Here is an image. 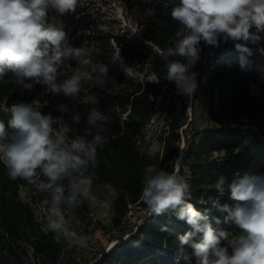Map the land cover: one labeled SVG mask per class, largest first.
Listing matches in <instances>:
<instances>
[{
	"label": "trees",
	"instance_id": "1",
	"mask_svg": "<svg viewBox=\"0 0 264 264\" xmlns=\"http://www.w3.org/2000/svg\"><path fill=\"white\" fill-rule=\"evenodd\" d=\"M115 3L121 5L125 17L137 28L136 35L112 16L111 7ZM177 3L178 0H81L74 14L58 17L48 11L50 22L54 17L63 20L71 46L91 49V65L97 66L94 76L102 75L99 67L107 65L104 85L85 83L87 91L80 96L81 101L92 96L99 102L84 104L62 94L53 96L45 93L47 85L26 80L25 83H33L30 91L13 84L12 74L8 73L0 81V120L7 124L11 118L8 108L13 103L39 99L42 114L51 112L54 117L62 115L57 106L66 104L70 111L63 114L65 122L72 124V116L78 113L81 121L73 124V128L83 129L87 127L90 108H98L110 117L111 123L107 142L98 149L99 167L92 170L98 179L93 186L108 183L117 189L112 202L113 226L120 225L132 206L147 207L142 201L146 166L156 165L171 172L175 158L182 153L180 175L185 174L191 186L190 202L217 231H228L231 239L239 235V230L231 220H226L230 212L215 207L213 201L234 209L229 186L246 175L264 174V33H259L262 39L258 43L246 42L252 55L243 54V67L242 54L234 47L236 42L225 44L221 40L220 48L205 58L199 52L200 59L189 67L188 74L195 72L196 82L209 94L210 123L187 128L183 114L188 97L178 92L175 81L167 79L170 62L187 64L184 57L167 55V49L174 48L179 39L176 31L183 28L171 18V9ZM251 31L255 32V28ZM200 45L201 42L199 48ZM153 60L161 62L163 79L138 78L137 68ZM71 63L75 67L77 62ZM63 79L59 77L57 82ZM45 101L47 106H43ZM159 104L164 119L162 149L151 152L143 146L146 126ZM22 186L29 188L30 199L20 195ZM44 198L45 194L26 181L9 179L4 163L0 162V264H24L31 260L35 264H62L60 235L47 231L45 217L40 220L32 205H40ZM179 210V207L169 209L159 217L150 212L133 232L118 238L108 250H102L92 264H195L190 245H185L184 254L178 255L179 237L192 230L178 218ZM65 211L70 229L77 221L83 226L88 223L87 201ZM199 239L200 234L193 237L195 242Z\"/></svg>",
	"mask_w": 264,
	"mask_h": 264
},
{
	"label": "clouds",
	"instance_id": "2",
	"mask_svg": "<svg viewBox=\"0 0 264 264\" xmlns=\"http://www.w3.org/2000/svg\"><path fill=\"white\" fill-rule=\"evenodd\" d=\"M78 6L81 0H0V81L11 73L13 84L30 91L33 83L26 80L47 85L45 93L53 96L62 94L84 104H97L92 96L81 101V92L87 91L85 83L104 85L107 65L99 67L102 75L94 76L97 66L91 65V49L71 46L63 20L54 17L50 22L48 16L49 8L64 17L74 14ZM171 18L183 28L176 31L179 39L174 48L167 49V55L184 57L187 64L170 62L167 79L175 81L178 92L191 99L198 85L196 73L188 72L200 59V42L216 47L221 40L225 44L236 42L243 67V54L252 55L246 42L256 44L262 39L259 33H264V0H178ZM72 60L77 62L75 67ZM59 77L64 79L57 82ZM41 107L39 99H34L8 108L11 118L7 124L0 120V162L9 179L26 181L45 194L39 207L44 210L47 231L75 239L77 233L68 227L65 210L83 206L85 201L90 207L99 202L93 193L98 177L92 170L99 167L98 149L107 142L111 120L92 107L87 127L76 129L73 124L78 125L81 116L75 113L72 124L66 123L63 114L70 111L66 104L57 106L62 115L55 117L51 112L42 114ZM182 156L175 158L171 172L156 165L146 166L142 189V201L151 214L159 217L179 207L178 218L191 227L179 237L178 255L190 245L195 264H264V174L246 175L229 186L234 209L213 201L215 207L230 212L226 220L239 230V235L229 239L228 231H217L190 202L191 186L180 175ZM80 223L77 221V225ZM198 234L199 241H193ZM80 242L87 244V239L80 237Z\"/></svg>",
	"mask_w": 264,
	"mask_h": 264
},
{
	"label": "rangeland",
	"instance_id": "3",
	"mask_svg": "<svg viewBox=\"0 0 264 264\" xmlns=\"http://www.w3.org/2000/svg\"><path fill=\"white\" fill-rule=\"evenodd\" d=\"M48 11L53 15L56 14L54 9L49 8ZM111 12L112 16L120 20L121 25L128 29L133 36L137 34V28L125 17L120 4L115 3L111 7ZM200 48L202 51V58H205L207 54L216 52L220 48V45L219 47L206 45L201 41ZM156 51L157 53L160 52L157 49ZM118 58L122 61L120 55H118ZM126 68L130 70L129 66H126ZM163 74L164 72L159 60L145 63L139 66L135 71V75L143 80L160 81L163 79ZM197 85L198 87L193 94V98H187L188 106L186 112L183 114V118L188 124L187 128L200 127L210 123L207 111L209 94L202 84L197 83ZM171 93V91L167 92L168 95ZM163 127V109L159 104L150 122L146 126V137L143 146L151 152L160 151L162 149L161 135ZM183 127H186V124L183 125ZM182 145L183 141H181V147ZM181 176L186 180L185 174H181ZM28 193V187L22 186L20 188V195L23 199H30ZM93 193L98 197L99 202L94 203L91 207L88 204V223L84 226L81 224L73 225L71 229L75 230L77 233L75 239L60 235V239L63 242L62 264H66L68 261L67 257L70 258L69 264H92L93 261L100 257V252L102 250H108L115 240H118L120 237L124 238L127 234L133 232L136 225L141 222V219L148 216L150 213V210L147 207H140L137 205L132 206L121 221L120 225L113 226L111 224L113 215L112 202L117 193V189L111 184L99 183L93 186ZM32 205L34 206V212L38 218L40 220L43 219V217H45L44 210L41 209L39 205L34 203H32ZM80 237H85L87 239V244L81 245ZM24 264L35 263L31 260Z\"/></svg>",
	"mask_w": 264,
	"mask_h": 264
},
{
	"label": "water",
	"instance_id": "4",
	"mask_svg": "<svg viewBox=\"0 0 264 264\" xmlns=\"http://www.w3.org/2000/svg\"><path fill=\"white\" fill-rule=\"evenodd\" d=\"M119 240V239H118ZM118 240H115L110 246H112L114 243L118 242ZM110 248V247H109Z\"/></svg>",
	"mask_w": 264,
	"mask_h": 264
}]
</instances>
